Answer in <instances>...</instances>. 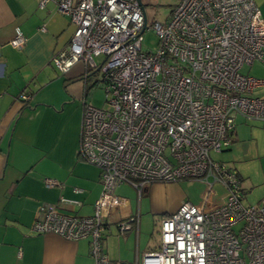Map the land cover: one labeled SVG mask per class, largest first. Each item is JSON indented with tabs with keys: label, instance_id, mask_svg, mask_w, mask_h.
<instances>
[{
	"label": "built area",
	"instance_id": "obj_1",
	"mask_svg": "<svg viewBox=\"0 0 264 264\" xmlns=\"http://www.w3.org/2000/svg\"><path fill=\"white\" fill-rule=\"evenodd\" d=\"M49 2L75 25L54 64L66 73L81 61L102 74L107 106L84 102L79 151L100 168L103 188L92 215L43 205L34 230L88 237L95 263L111 264L105 227L115 222L127 231L138 220L120 214V184L142 194L155 182L198 181L205 186L200 202L186 199L162 219L161 246L141 264H264V201L246 205L239 175L211 156L231 145L237 117L264 123V94H255L264 90V77L240 73L244 65H264L257 2L178 0L165 23H149L141 0H40V6ZM148 29L159 41L147 52ZM24 42L17 28L10 43ZM57 184L46 179L47 187ZM61 203L80 205L65 197Z\"/></svg>",
	"mask_w": 264,
	"mask_h": 264
},
{
	"label": "crops",
	"instance_id": "obj_2",
	"mask_svg": "<svg viewBox=\"0 0 264 264\" xmlns=\"http://www.w3.org/2000/svg\"><path fill=\"white\" fill-rule=\"evenodd\" d=\"M255 1L264 19V0ZM17 28L25 36L19 48L10 43ZM74 32L71 17L54 2L42 7L40 0H0V264H96L90 238L70 240L33 228L43 205L92 215L103 188L100 168L79 151L84 102L92 103V75L99 79L101 73L81 61L63 73L53 62ZM232 139L224 151L239 165L218 161L239 175L244 200L257 205L264 201V123L239 116ZM251 160L260 164L259 179L246 172ZM46 179L58 184L47 187ZM190 183L155 182L142 194L129 183L116 188L125 198L120 214L138 220L127 231L115 222L105 227L111 264H141L146 252L160 248L161 221L190 199ZM62 197L80 205H64Z\"/></svg>",
	"mask_w": 264,
	"mask_h": 264
},
{
	"label": "rangeland",
	"instance_id": "obj_3",
	"mask_svg": "<svg viewBox=\"0 0 264 264\" xmlns=\"http://www.w3.org/2000/svg\"><path fill=\"white\" fill-rule=\"evenodd\" d=\"M144 7L145 11L147 14V17L149 19V23L153 21H161V22H167L172 10L178 3V0H141ZM143 49L144 51H150V50H155L158 45V37L154 33L152 29L145 30L143 33ZM96 60L98 62H101L103 60V57H96ZM240 73L244 75H251V76H256V77H264V65L256 61L253 65H244L240 69ZM99 79L97 76L92 75V103L94 106L97 107H105L107 106L106 104V92L104 88V82L102 81L101 74L99 75ZM255 94H264L263 91H257ZM228 152L224 151L221 153H216L212 152L211 156L215 160H220L226 162V164L230 165L231 167H237L238 163H235L232 159H229V157H226ZM239 165V164H238ZM244 165L247 167V173H252V177L256 180L257 178L259 179V176L261 177V173H259V168L260 164L254 160L247 161L244 163ZM191 185L188 186L187 192L189 194V198L193 202H200L201 200V195L205 190L204 183L194 181L193 183H190ZM204 186V187H203ZM262 185H258L256 187V190H261ZM120 191V189H119ZM118 191V193H120ZM246 205H250L248 201L244 200Z\"/></svg>",
	"mask_w": 264,
	"mask_h": 264
},
{
	"label": "trees",
	"instance_id": "obj_4",
	"mask_svg": "<svg viewBox=\"0 0 264 264\" xmlns=\"http://www.w3.org/2000/svg\"><path fill=\"white\" fill-rule=\"evenodd\" d=\"M242 181V180H241ZM242 190H243V188H242Z\"/></svg>",
	"mask_w": 264,
	"mask_h": 264
}]
</instances>
